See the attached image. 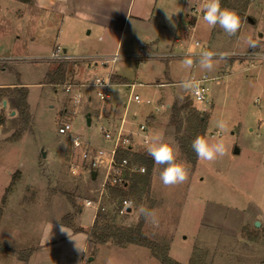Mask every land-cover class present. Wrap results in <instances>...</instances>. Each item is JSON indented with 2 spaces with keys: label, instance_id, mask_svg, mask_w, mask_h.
Masks as SVG:
<instances>
[{
  "label": "rangeland",
  "instance_id": "rangeland-1",
  "mask_svg": "<svg viewBox=\"0 0 264 264\" xmlns=\"http://www.w3.org/2000/svg\"><path fill=\"white\" fill-rule=\"evenodd\" d=\"M189 2L151 0L150 23L139 26L129 21L117 50L118 34L92 30L87 35L88 29L67 22L62 25L57 19L48 22V17L43 32L25 33L12 44L0 40L1 57L21 59L0 63V86L26 87L30 115L20 138H12L20 126L19 111L12 98L4 96L0 101L4 120L0 125V264H161L145 247L91 244L92 224L88 225L94 220V209L83 206L85 199H95L101 191L104 169L91 180L88 161L81 155L85 149L112 147L100 126L115 130L123 125L133 141L132 152L145 156L146 144L138 132L141 123L147 128L148 140L159 133L171 144L187 176L182 183L165 186L160 180L163 166L153 162L146 184L130 193L131 212L116 217L115 224L123 229L140 225L158 252L174 263L264 264V231L253 227L259 215H264V62L251 67L246 61L214 57L209 70L192 58L193 66L185 68L184 58L154 57L165 49H148L152 44L142 39L143 31L157 33L166 42L178 36L184 47L177 53L195 40L215 53H264V0L220 2L222 8L235 13L246 9L234 35L219 25L210 27L202 16L195 20L188 14ZM1 13L5 16L4 10ZM5 18L12 23L11 16ZM60 39L70 44L66 55L87 58L50 61L46 57L55 45L64 48ZM138 54L152 57L137 58ZM113 55L124 58L106 64L100 61ZM59 63L67 77L61 84H47L44 73ZM112 75L116 80L110 79V99L105 102L98 99L95 88L83 86L96 77ZM203 75L208 78L202 86L209 102L194 104L190 90L180 83ZM67 86H72L70 92ZM77 88L81 99L74 106ZM134 95L140 103L132 100ZM174 106L182 108L173 122ZM198 116L204 119L203 137L210 143L223 141L224 156L194 162L189 158L191 142L197 137L191 135L190 125ZM217 121L224 123L223 130L215 127ZM65 122L71 131L59 134L58 127ZM74 135L80 136L81 144L72 142ZM234 147L238 154L233 153ZM107 198L103 195L101 202L111 203ZM141 208L153 210L158 222L146 220ZM68 224L82 232L75 233Z\"/></svg>",
  "mask_w": 264,
  "mask_h": 264
},
{
  "label": "built area",
  "instance_id": "built-area-1",
  "mask_svg": "<svg viewBox=\"0 0 264 264\" xmlns=\"http://www.w3.org/2000/svg\"><path fill=\"white\" fill-rule=\"evenodd\" d=\"M189 11L188 14L192 16L195 20L197 17L202 16V8L203 4L205 3V0H190L189 2ZM193 28V27H192ZM199 48V51H192V49ZM204 46H201V44L198 41L191 42L190 46H188L183 52L177 53L173 51H168L165 53H159L154 55V57L160 59V60H171L174 58H185L186 56H191V58L199 59V53L204 51ZM217 58L222 59H234L238 60L239 62L246 61L250 64L251 67L256 66V64L264 62V53L258 52L256 50H247L244 52H238V53H216ZM222 54V55H221ZM152 57L151 54H138L137 58H149ZM50 61L53 62H69L71 60H79L73 56L66 55V52L61 49L60 46H55L50 55L48 57ZM120 58L124 57H118L117 55H113L111 57L102 58L100 61L103 64H106L108 62H115L119 60ZM135 58V57H132ZM21 60L20 58H6L0 56V63H11V62H17ZM189 79L198 81L199 86L193 90H190V97L192 102L195 103H202V104H208L209 100L206 97L205 90L202 86L203 82L208 80L206 75H203L201 78H193L190 77ZM214 78H211V80ZM89 88H95L96 89V96L98 99L102 102H105L110 97V91H111V81L110 78L107 76L103 77H96L93 81L90 83L84 85ZM82 87V85H80ZM132 87V86H131ZM66 92H70L72 90V86L66 87ZM78 97V100H77ZM81 94L80 90L77 88L75 90V93L73 95V105L77 106L80 103ZM131 98L129 97L128 100ZM136 103H140V99L137 95L133 96V99ZM146 104H150L149 100L145 101ZM100 130L103 134V138L108 141H112V147L110 149H104V148H95L93 150H84L82 153V158L86 159L88 161V165L90 167V171L95 170L98 174V170L100 168L104 169V173L102 176V182L100 184L101 191L99 192L98 196L95 197V199H85L83 206L89 207L94 209L93 219L96 216V213L98 211H107L108 209H113L114 213L117 217H122L130 212H128V209H132L133 207V201L130 197H123L118 199L116 202H112L107 204H103L101 202L102 196H107V190L110 188H126L129 180L128 176L134 173L137 174H144L145 173V167L142 165H139L137 163H134L130 158L123 157L119 160L115 158L116 153L119 150L129 148V150H133V141L129 137L125 135V131L123 129V125H120L117 129L111 130L107 127L100 126ZM71 126L69 123H62L61 126L58 127V133L59 134H66L70 133ZM138 132L139 135L143 138L142 144H147L148 142V131L145 126V124L141 123L138 126ZM72 142L76 144H81L82 140L80 139V136L74 135L72 138ZM83 144H85L83 142ZM86 148V146H85ZM108 199V198H107Z\"/></svg>",
  "mask_w": 264,
  "mask_h": 264
},
{
  "label": "crops",
  "instance_id": "crops-1",
  "mask_svg": "<svg viewBox=\"0 0 264 264\" xmlns=\"http://www.w3.org/2000/svg\"><path fill=\"white\" fill-rule=\"evenodd\" d=\"M150 3L151 0H0L1 12L3 10L5 12V16L0 12L2 14L0 15V23L3 24L0 25L2 26L0 28V35H2L0 36V40H5L12 44L13 42L22 40V36L25 33L35 32L37 30L43 32L47 23L46 18L48 17L50 18L48 22L51 19H57V22H61L62 25L67 22L71 25L88 29L87 35H90L92 30L103 32L107 35L110 33L118 34V42L115 46V50H117L121 34L129 21H136L139 26L146 21L150 23L151 18H148ZM6 16L8 18L9 16L12 17V23L10 22L9 24V21L5 18ZM174 23L178 24V18H175ZM143 32L142 39L152 44L148 49L164 48L165 50H161L165 53L167 51L178 52L181 47H184V43L181 42L178 36L173 38V41L166 42L167 39H163L157 33ZM99 39H101L100 36ZM60 41H62V46H64L63 51L66 52L70 44L64 39H60ZM136 42L135 46L141 42V38L136 40ZM162 42L164 43L163 47L160 46ZM0 53L2 54L4 52L2 51ZM76 58L80 60L81 58L85 59L87 57L77 56ZM67 75L68 72L65 77ZM112 77L114 76L112 75ZM4 107H6V104ZM12 113L13 111H11V115H13ZM258 218L259 226L255 227L253 225V227L264 231V215L261 214ZM92 221L91 219L88 226L92 224Z\"/></svg>",
  "mask_w": 264,
  "mask_h": 264
},
{
  "label": "trees",
  "instance_id": "trees-1",
  "mask_svg": "<svg viewBox=\"0 0 264 264\" xmlns=\"http://www.w3.org/2000/svg\"><path fill=\"white\" fill-rule=\"evenodd\" d=\"M229 0H220L221 3H227ZM248 1V0H247ZM250 1V0H249ZM246 7V6H245ZM245 11L246 9L243 7L240 11L236 10V15L239 19V24H241L245 19ZM64 75H66V69L63 64L59 63L54 69H50L46 71L45 78L47 84H61L63 83ZM115 82V78H110ZM27 88L24 86H13V87H0V101H2L4 96L10 97L14 101L15 108L19 111V123L20 126L12 134V138L18 139L20 138L23 131L26 129L27 124L29 122V105L27 102ZM182 108L174 106L173 113L174 116L172 121H176L178 118V112ZM0 125H3V118L0 116ZM204 119L201 116L196 117V119L190 125L191 135L197 134L196 136H203L204 133ZM178 126V121H177ZM180 127V126H179ZM178 127V129H179ZM142 153V152H141ZM139 154L137 152H132L129 148L119 150L115 158L117 160L126 157L130 158L134 163L142 165L145 167L144 174H131L128 176L129 183L126 188H110L107 190L108 201L116 202L118 199L123 197H130V193H135L138 190L139 184H146L147 178L150 175V170L153 165V160L148 155ZM131 156V157H130ZM188 156L191 158V161L194 162L197 159L195 152L192 149L188 150ZM97 177V175H96ZM0 209V215H1ZM116 214L113 209L107 211H98L96 216L92 222V225L89 229V241L91 244H106L108 242H112L115 246L125 247L127 245H137L141 247H145L149 249L151 254L159 260L161 264H178L174 263L170 260L167 255H162L159 251V247L157 244L149 240L144 233L140 225H136L135 227H130L127 229H123L115 224ZM102 222V223H100ZM106 224V225H104ZM67 225V224H66ZM104 225V226H103ZM75 233L82 232V229H78L73 227V225H69ZM0 245V249H1Z\"/></svg>",
  "mask_w": 264,
  "mask_h": 264
},
{
  "label": "clouds",
  "instance_id": "clouds-1",
  "mask_svg": "<svg viewBox=\"0 0 264 264\" xmlns=\"http://www.w3.org/2000/svg\"><path fill=\"white\" fill-rule=\"evenodd\" d=\"M202 19L210 27H219L229 35H234L239 26V19L236 13L230 9L222 8L220 0H205L202 8ZM255 47V44L251 45ZM216 53L210 50H204L199 53L198 63L202 69H212L213 59ZM222 55V54H221ZM185 68L193 66V59L191 56H186L183 61ZM199 86L198 81L191 79L183 80L180 87L185 90H193ZM78 100V97H77ZM215 127L223 130L225 125L222 121H217ZM191 148L200 160L211 161L216 156H224L226 153L223 141L210 143L209 140L203 136L195 137L191 142ZM147 155L150 156L156 165L163 166L160 172V180L163 185H175L185 181L187 172L183 163L177 162L176 152L169 142L159 133H154L150 136L145 145ZM141 214L146 220L156 224V213L147 208L140 209Z\"/></svg>",
  "mask_w": 264,
  "mask_h": 264
},
{
  "label": "water",
  "instance_id": "water-1",
  "mask_svg": "<svg viewBox=\"0 0 264 264\" xmlns=\"http://www.w3.org/2000/svg\"><path fill=\"white\" fill-rule=\"evenodd\" d=\"M246 20H247L248 22H250V23H253V20H252L250 17H246ZM3 106H5V101L3 102ZM12 114H14V111H13ZM86 122H87V124L89 125V123H90L89 115H87V117H86ZM233 153H234V154H238V153H239V149H238L237 147H234V149H233ZM96 175H97V172H96L95 170L90 171V179H91V180H94V179L96 178ZM130 211H131V209H128V212H130ZM255 226H256V227L259 226V222H258V221L255 222ZM91 260H92V258H89V259H88V261H91Z\"/></svg>",
  "mask_w": 264,
  "mask_h": 264
}]
</instances>
